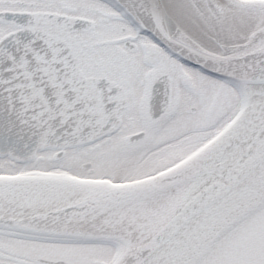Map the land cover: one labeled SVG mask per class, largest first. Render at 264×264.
<instances>
[{
    "label": "snow or ice",
    "instance_id": "snow-or-ice-1",
    "mask_svg": "<svg viewBox=\"0 0 264 264\" xmlns=\"http://www.w3.org/2000/svg\"><path fill=\"white\" fill-rule=\"evenodd\" d=\"M0 264H264V0H0Z\"/></svg>",
    "mask_w": 264,
    "mask_h": 264
}]
</instances>
